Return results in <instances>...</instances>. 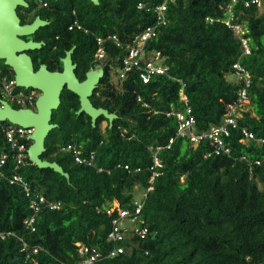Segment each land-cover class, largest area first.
<instances>
[{
  "label": "trees",
  "instance_id": "16d2710c",
  "mask_svg": "<svg viewBox=\"0 0 264 264\" xmlns=\"http://www.w3.org/2000/svg\"><path fill=\"white\" fill-rule=\"evenodd\" d=\"M45 1L36 14L49 23L36 33L45 45L36 49L34 67L45 63L49 70H61V57L74 45L72 62L83 78L101 45L104 73L90 100L117 117L102 127L107 120L100 115L92 125L87 114L76 113L78 96L61 91L51 115L56 126L45 137L40 157L56 161L68 179L39 168L26 155L15 170V151L5 136L11 123L0 121V156L8 154L0 168V264H80L87 256L80 253L81 245L101 254L92 264H264V1ZM162 4L164 10H157ZM226 21L239 24L243 33L235 36ZM147 27L154 35L146 40L141 64L159 52L166 70L143 81L133 67L121 77L134 35ZM97 36L104 38L102 44ZM241 37L249 54L242 52ZM237 61L249 76L248 86L232 67ZM230 74L235 79H227ZM4 76L12 78L13 72L0 60L1 98ZM243 87L247 102L239 98ZM229 104L238 115L236 127L222 136L228 152L224 147L216 152L211 139L192 143L187 136L165 147L178 125L171 111L190 107L200 132L222 123ZM243 129L254 138H246ZM25 141L28 147L31 140ZM70 144L83 157L94 153L96 167L75 162ZM151 146H160L162 167L143 198L150 185ZM116 163L129 168H115ZM15 171L31 195L60 201L56 209L41 208L33 230L25 223L32 214L30 196L22 185L9 182ZM136 201L142 207L133 226L146 228L145 235L129 231L120 243L124 252L106 257L114 246L107 236L117 215L116 209L107 210L115 202L133 211Z\"/></svg>",
  "mask_w": 264,
  "mask_h": 264
},
{
  "label": "built area",
  "instance_id": "2783aa9c",
  "mask_svg": "<svg viewBox=\"0 0 264 264\" xmlns=\"http://www.w3.org/2000/svg\"><path fill=\"white\" fill-rule=\"evenodd\" d=\"M41 1V0H39ZM264 0H251V3H255L257 5H260L261 2ZM246 5H248V2H245ZM165 4H162L160 6H157V10H164ZM139 5L138 7H140ZM73 24H76L77 27H79L78 23L74 21ZM226 24L229 28L234 30L235 36H239L241 33H243V29L239 24H232L230 21H226ZM69 26V28H71ZM154 35V30L150 27H147L144 31L138 32L134 35L129 53L124 58V68L123 72L120 73V76L123 77L125 72L130 70L131 68L135 67L136 69L141 71V76L143 78V81H147L150 77V74L152 73H163L166 70V67H163L160 64H157L161 60V56L159 52H157L152 60H146L143 64H141L143 53H144V46L146 43V40ZM108 38L111 37L114 40H117V37L115 35H108ZM103 37L97 36L96 41L98 44H102ZM241 43L243 48V53L248 54L250 53V47L248 45V42L245 37H241ZM95 53V58H100L104 55V49L100 45ZM233 69H235L236 75L244 78L245 86H248L249 84V76L245 70V68L240 64V62H235L232 65ZM2 97L5 99L8 103L16 104L18 107H30L34 105L35 100L38 96V92L36 89L33 88H23L19 87L15 83L14 77L2 78ZM19 87V88H18ZM184 87V84H182V89ZM180 98L186 103L187 97L183 93V90L180 92ZM239 98L241 101L247 102V94L245 87L241 88L239 90ZM11 101V102H10ZM229 110L226 112L224 119L222 123H220L217 126H210L209 129L197 132L195 127V118L193 115H191V109L190 107H186L185 112L184 111H171V114H174L178 119V125L176 129V135L174 137L169 138L167 145H165L166 148H169L170 144L174 141V139L177 136H187L190 142L197 143L200 139L208 138L211 139V141L215 144L216 152L219 151L220 148L223 146V138L222 136H227L229 134V128L228 127H236V120L235 117L238 115V112L235 109L234 104L228 105ZM169 114V113H168ZM32 128H26L22 127L16 124H11L8 126V128L5 131V136L7 141L9 142V147L12 151H15L14 159H15V170H19V168L25 163L24 157L26 155V141L29 140V133H31ZM244 136L246 138H254V135L251 132H248L246 130H242ZM67 149H70L73 156L74 161L77 163H83L87 166L96 167L95 161H94V153H90L88 156H81L79 154L78 149L74 145H68ZM152 150V160L153 163L150 165V185L147 186L141 193V196L144 198L146 197L147 192L152 188L151 184L154 181V178L158 176L159 171L158 168L162 167V161L158 157V151L160 150V146L156 147H150ZM224 150L226 152L229 151L228 147H224ZM27 156V155H26ZM8 157V154L6 152H3L0 156V168L5 163L6 159ZM124 167L125 169H128L127 164L121 165V163H116L115 168ZM98 171H104L105 168L102 166L97 167ZM106 171H109L106 169ZM9 182L11 184H19L22 185L24 188V191L26 192L27 196H30L29 200V207L32 209V214L26 219L25 223L28 227H31L33 230L32 224L34 223V220L38 214V212L41 210V208L48 207L49 209H56L60 206V201H54V200H47L43 195H31L29 193L28 187L26 182L23 180L22 175L15 171L9 178ZM142 198V199H143ZM135 207L133 211L130 209H121L118 207V204L114 202L113 206L107 210L108 213H111L114 211V209L117 210V215L112 218L111 224L112 227L108 233L107 240L112 241L114 243V246L112 249L109 250L106 257L115 256L117 254L124 252V246L120 244L126 237L129 235V231H134L137 235L140 237H143L146 233V228H137L134 227L133 224H135L136 221H138V214L141 211L142 202L136 201L134 202ZM125 221V222H124ZM23 246L26 247V243H23ZM33 251H37V248L33 249ZM80 253L87 254V256L80 262V264H92L95 261L101 257V254L99 252H96L94 249L89 250L86 246L81 245L79 248Z\"/></svg>",
  "mask_w": 264,
  "mask_h": 264
},
{
  "label": "water",
  "instance_id": "95a60500",
  "mask_svg": "<svg viewBox=\"0 0 264 264\" xmlns=\"http://www.w3.org/2000/svg\"><path fill=\"white\" fill-rule=\"evenodd\" d=\"M89 1L98 3V0ZM18 6L27 7L28 3L25 0H0V59L11 68L17 86L34 88L40 93L35 100L34 109L15 108L0 98V121L6 120L26 128L32 127L33 130L28 137L31 143L26 151L28 159L39 168L49 167L68 179V173L64 172L56 161L40 157L45 150V137L56 126L51 122V115L60 104L61 91L66 88L78 96L79 108L76 113L87 114L92 125L100 115L112 125L117 115L105 108L95 107L90 101L89 97L103 76V67L100 64L96 65L95 69L85 73L83 80H79L75 74L76 64L71 58L74 45L60 59L61 70H49L44 63L34 69L32 59L26 51L39 49L42 43L32 39L24 40L22 37L32 35L35 30L47 25L48 21L37 15L31 23L21 24L16 12Z\"/></svg>",
  "mask_w": 264,
  "mask_h": 264
},
{
  "label": "flooded vegetation",
  "instance_id": "af4514ba",
  "mask_svg": "<svg viewBox=\"0 0 264 264\" xmlns=\"http://www.w3.org/2000/svg\"><path fill=\"white\" fill-rule=\"evenodd\" d=\"M27 3H28V6L27 7H23V6H18L17 8H16V12H17V14H18V16H19V18H20V23L21 24H25V23H31L33 20H34V18L37 16V14H36V11H37V9L39 8V5L40 6H46V4H47V2L45 1V0H41V1H39V0H37V4L38 5H36L35 7H32L31 8V3H30V0H25ZM21 7H23V8H21ZM25 8H28V10H26ZM20 14V15H19ZM39 16V15H38ZM42 19V18H41ZM45 20V19H44ZM46 21H48V20H46ZM48 23H49V21H48ZM79 27H80V25H79ZM40 28H38L37 30H35V32L32 34V35H30V36H23L22 38L24 39V40H29V39H32L33 41H38V42H41L42 43V45H41V47H43L44 45H45V41L44 40H37L36 39V33L38 32V30H39ZM41 47L39 48V49H41ZM38 50V49H37ZM31 51V52H30ZM26 53L27 54H29L30 55V57H31V59H32V63H33V66L35 65V61H36V48L35 49H32V50H27L26 51ZM34 57H35V61H34ZM63 57V56H62ZM61 57V58H62ZM74 63V62H73ZM40 64H43V63H40ZM39 64V65H40ZM45 64V63H44ZM76 64V63H75ZM96 65H98V63H95L92 67H90L89 69H87V70H85L84 71V77L82 78H80V77H78V75H77V72H75V74H76V76L78 77V79L79 80H83L84 78H85V73L88 71V70H91V69H95V66ZM39 67V66H38ZM62 67V66H61ZM77 68V64H76V67H75V69ZM34 69L36 70V68L34 67ZM76 71V70H75ZM103 73H104V68H103ZM100 80V79H99ZM99 82V81H98ZM98 84V83H97ZM95 89V88H94ZM39 94V93H38ZM92 94H93V92H92ZM91 97V96H90ZM90 97H89V99H90ZM3 99V98H2ZM91 101V100H90ZM11 105L14 107V105H13V103H11ZM33 106V105H32ZM32 109H34V108H32ZM104 122V121H103ZM108 121H105V123H107ZM106 125V124H105ZM104 125V126H105Z\"/></svg>",
  "mask_w": 264,
  "mask_h": 264
},
{
  "label": "clouds",
  "instance_id": "9594fccd",
  "mask_svg": "<svg viewBox=\"0 0 264 264\" xmlns=\"http://www.w3.org/2000/svg\"><path fill=\"white\" fill-rule=\"evenodd\" d=\"M79 25V24H78ZM247 40V39H246ZM248 42V41H247ZM242 44V43H241ZM248 45H249V43H248ZM250 47V46H249ZM97 52V51H96ZM242 52H243V48H242ZM156 54V53H155ZM244 54V53H243ZM249 54V53H248ZM246 55V54H245ZM103 57H104V55L102 56V57H100V58H95V55H94V60L95 61H97L96 63H98V64H100V65H102L101 64V60L103 59ZM158 64H160L159 62H158ZM161 65V64H160ZM102 67H103V65H102ZM14 77V76H13ZM20 87V86H19ZM34 89V88H33ZM37 90V89H36ZM39 95V94H38ZM38 97V96H37ZM1 98V97H0ZM5 100V99H4ZM10 104V103H9ZM35 104V103H34ZM11 105V104H10ZM34 107V105L33 106H30L29 108H33ZM15 108H20V107H15ZM226 114V113H225ZM225 114H224V116H225ZM32 128V127H31ZM32 130H33V128H32ZM32 132V131H31ZM30 134V133H29ZM30 140V139H29ZM28 148V147H27ZM27 151V150H26ZM26 155H27V153H26Z\"/></svg>",
  "mask_w": 264,
  "mask_h": 264
},
{
  "label": "rangeland",
  "instance_id": "374dc122",
  "mask_svg": "<svg viewBox=\"0 0 264 264\" xmlns=\"http://www.w3.org/2000/svg\"><path fill=\"white\" fill-rule=\"evenodd\" d=\"M42 27H44V26H42ZM1 60V59H0ZM1 61H3V60H1ZM114 80H115V78H113ZM227 79H229V80H233V79H235V77L233 76V75H228L227 76ZM115 82H116V80H115ZM37 92L38 93H40L38 90H37ZM11 102V101H10ZM12 103V102H11ZM34 108V107H33ZM106 123H105V121L102 123V127L105 125ZM125 222V221H124Z\"/></svg>",
  "mask_w": 264,
  "mask_h": 264
}]
</instances>
